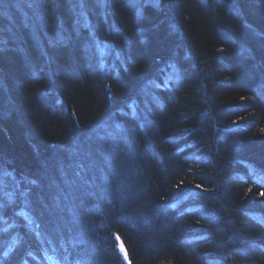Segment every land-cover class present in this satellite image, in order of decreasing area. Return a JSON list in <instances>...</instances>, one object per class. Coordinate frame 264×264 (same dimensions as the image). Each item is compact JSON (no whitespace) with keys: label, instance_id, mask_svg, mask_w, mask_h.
<instances>
[{"label":"trees","instance_id":"obj_1","mask_svg":"<svg viewBox=\"0 0 264 264\" xmlns=\"http://www.w3.org/2000/svg\"><path fill=\"white\" fill-rule=\"evenodd\" d=\"M249 165L264 0H0V264H264Z\"/></svg>","mask_w":264,"mask_h":264},{"label":"bare ground","instance_id":"obj_2","mask_svg":"<svg viewBox=\"0 0 264 264\" xmlns=\"http://www.w3.org/2000/svg\"><path fill=\"white\" fill-rule=\"evenodd\" d=\"M247 169H248V172H247L248 176L246 177V181L248 183L250 181H252L253 183H257V184H259V185L264 187V170L256 169L255 165H249V167ZM257 173H259V174L257 175ZM251 207H252V211H251L252 215L253 216H257L258 218H261V214L255 213L256 209H257L256 205L252 203ZM202 210L203 209H201V211ZM17 229L20 231V228H17ZM117 247H118V250L120 251V247L118 246V244H117ZM221 256H222V253L219 252L217 254V257L219 258Z\"/></svg>","mask_w":264,"mask_h":264},{"label":"rangeland","instance_id":"obj_3","mask_svg":"<svg viewBox=\"0 0 264 264\" xmlns=\"http://www.w3.org/2000/svg\"><path fill=\"white\" fill-rule=\"evenodd\" d=\"M117 244L120 247V252L122 253L126 263L130 264L127 249H126L125 245L123 244L122 240L120 239V237H117ZM52 264H59L55 257L52 258Z\"/></svg>","mask_w":264,"mask_h":264}]
</instances>
